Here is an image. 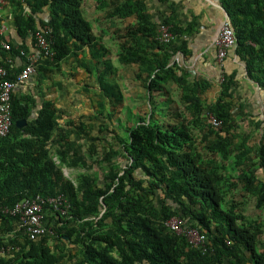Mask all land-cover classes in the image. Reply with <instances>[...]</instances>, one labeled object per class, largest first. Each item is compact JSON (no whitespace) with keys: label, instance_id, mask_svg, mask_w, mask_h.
Listing matches in <instances>:
<instances>
[{"label":"trees","instance_id":"1","mask_svg":"<svg viewBox=\"0 0 264 264\" xmlns=\"http://www.w3.org/2000/svg\"><path fill=\"white\" fill-rule=\"evenodd\" d=\"M219 1L234 29L232 52L264 93V0ZM82 3L8 0L6 5L16 42L0 34L4 79L21 71L20 50L31 48L40 28L51 29L54 55L36 66V92L17 88L11 94V126L0 137V264H264L263 224L243 214L246 201L231 196L240 190L264 211V134L251 143L255 131H239L235 112H245V104L235 96L238 70L220 72L219 93L207 102L211 84L191 79L189 69L172 63L176 50L189 54L185 40L175 50L172 46L180 36L193 34L195 21L185 27L172 16L157 22L145 0H96L101 19L122 21L112 33L115 60L135 68L143 88L146 112L133 121L126 109L122 122L115 117L123 94L112 81L113 59L83 16ZM4 20L0 14V28ZM160 22L174 35L168 43L157 38ZM2 41L11 48L4 49ZM62 64L97 81V113L87 122L84 114H66L39 90ZM104 114L111 124H99L94 133L90 120ZM211 116L220 121L218 127ZM19 120L25 124L16 126ZM105 132L116 143L99 135ZM119 156L124 166L114 159ZM62 166L83 171L74 182ZM94 166L99 172L90 171ZM58 194L69 209L51 226V235L31 240L20 234L17 217L2 212L25 198ZM173 216L205 235V251L166 225ZM66 242L76 250L67 252Z\"/></svg>","mask_w":264,"mask_h":264},{"label":"rangeland","instance_id":"2","mask_svg":"<svg viewBox=\"0 0 264 264\" xmlns=\"http://www.w3.org/2000/svg\"><path fill=\"white\" fill-rule=\"evenodd\" d=\"M89 1V0H87ZM85 15L87 17L92 16V9L85 6L84 8ZM10 15H8L9 17ZM6 21L9 19L5 16ZM101 19V18H100ZM110 22H108V19H101L99 23L101 24L100 29L96 28L97 24H95V28L98 30V34L103 38V45L109 50V54H111L112 57L117 51V44L113 40V38H110V34L113 33V30L115 27L120 26V24L115 23L111 20V24L108 25ZM5 24V23H4ZM115 65L114 75L112 77V81H116L123 94V101L119 104L117 107V111L115 117H120V120L123 122L127 119V110L128 109L133 117V121L136 120L138 115L146 112L145 107L142 106L140 98L143 95V88L141 87V84L139 81L135 80L134 73L135 68H132L131 66H123L119 64L115 58L113 60ZM38 87V79L37 74L34 76V78L31 80L30 83L26 85L24 88L25 91H34L36 92ZM89 87V88H88ZM36 89V90H35ZM85 89H88L89 92H86ZM40 91H48V93L54 92V95L58 98V107L65 110L66 114H84V121H89L88 116H92L94 113H97V105L96 100L99 98L98 93V85L97 81L94 78V76H91L88 72H86L83 69L80 70H73L71 67H69L66 64H62L59 71H55V73L52 74L51 79L45 81L43 85H40ZM97 92V93H96ZM173 93L176 97L179 95L178 89L174 88ZM261 101H264L260 99ZM205 101H207L205 99ZM208 102V101H207ZM239 102V101H238ZM245 103V109L242 111L237 110L235 112V115L237 117V120H239V131L240 133H248L250 131H255L251 138V143H257L260 139L259 137L264 133V105L262 102L258 103L262 107H258L257 109H254L253 107H249L248 102ZM111 103L110 100L106 99V110H111ZM260 109V110H259ZM238 113V114H237ZM251 117V118H250ZM252 120L253 123H248V120ZM91 123L94 125V133L97 132L99 124L103 125H110L111 122L108 120V118L104 115H99L97 119L90 120ZM260 126L258 130H255V123L260 122ZM238 130V129H237ZM101 137L105 136L108 141L112 143H116L114 139H112V135L109 132H105L104 134H99ZM107 141H102V143L105 145ZM102 152V146L99 148ZM116 161L121 164V166L125 165L126 160L122 157H116L114 158ZM56 163L58 161L56 160ZM62 171L66 177L70 178L74 182L76 181V178L78 176V173L82 172V168L78 169H67L66 167L62 166ZM90 171H97L99 172L98 168L94 166ZM256 174L260 177L262 175V171L260 168L256 167L255 170ZM100 175V174H99ZM101 175L99 176V183L102 182L100 179ZM233 199L235 201H246L244 202V210L243 214L246 217L257 219L263 224V231H264V211L256 209L254 207V200L246 196L243 192L240 190H236L232 193ZM261 241L264 242V233L261 236ZM65 250L74 252L76 250V247L71 245L69 242H66V248Z\"/></svg>","mask_w":264,"mask_h":264},{"label":"built area","instance_id":"3","mask_svg":"<svg viewBox=\"0 0 264 264\" xmlns=\"http://www.w3.org/2000/svg\"><path fill=\"white\" fill-rule=\"evenodd\" d=\"M7 3L8 0H0V14H3ZM6 31L7 28L3 23L0 34L4 35ZM157 31V38L161 42L168 43L174 38L169 25L160 22ZM52 43L51 29L49 27L40 28L34 34V43L31 48L27 51L20 50L19 55L23 57L24 63L21 71L14 79H4L7 72L0 67V137L5 136L11 126V94L17 88L25 86L35 76L36 66L40 59L53 57ZM213 44L216 49V64L221 72L229 50L236 45L234 29L228 15L220 23ZM1 45L6 50L11 48V45L6 41H2ZM210 122L215 127L220 124V121L213 116L210 117ZM68 209L69 203L62 194L46 197L35 195L21 200L13 207L4 208L2 212L17 217L20 234L33 240L40 236L51 235L53 233L51 226L55 225L59 216L67 215ZM52 215L55 217L54 219L51 218ZM166 225L173 232L183 235L191 245L199 250H206L205 235L182 218L173 216L166 221ZM3 251L4 249L1 248L0 252L3 253Z\"/></svg>","mask_w":264,"mask_h":264},{"label":"crops","instance_id":"4","mask_svg":"<svg viewBox=\"0 0 264 264\" xmlns=\"http://www.w3.org/2000/svg\"><path fill=\"white\" fill-rule=\"evenodd\" d=\"M147 7L151 13L152 18L159 22L166 17H174L180 25L183 27L194 22L193 34L182 35L178 39L174 40L172 49L175 50L182 40L187 41V49L189 54L185 55L180 51H175L172 63L175 61L179 65L185 66L191 71V79L202 77L206 79L210 84L211 88L205 93L204 98L207 101L214 100L219 93L220 83V70L216 64V49L213 44L214 36L217 33L218 27L222 20L227 16L226 11L222 7L219 0H145ZM85 6L92 9V16L87 17L85 15ZM83 16L89 20L93 26V32L99 36L98 28L100 29L101 24H97L96 18H102L103 13L97 10L96 0H83L82 3ZM3 14L9 19L4 20L7 31L4 32L6 39L16 42L13 26L11 23V16L9 6H5ZM111 20L117 24L122 25V21L117 19H108L111 24ZM131 20V19H129ZM95 24H97L95 28ZM101 30V29H100ZM112 39V34H110ZM103 41V38L101 37ZM103 43V42H102ZM233 49H230L227 57L224 61V67L227 72H231L234 69L238 70L237 80L238 87L235 91L237 101L248 102L249 107L257 109L262 107L258 103L264 102V93L259 88L258 84L250 80L244 71L243 64L237 60V57L233 54ZM108 56L114 60L111 54ZM77 70H80L79 68ZM34 78V77H33ZM32 78V79H33ZM31 79V80H32ZM31 80L28 82L30 83ZM26 83V85L28 84ZM19 87L21 91H25L26 87ZM45 97L54 99L57 106L58 98L54 95V92H45ZM177 99L178 97L175 96ZM245 104V103H244ZM264 105V103H263ZM260 110V109H259ZM238 114V113H237ZM251 118V117H250ZM264 134V133H263ZM66 167V166H63ZM67 169H74L66 167ZM63 170V169H62Z\"/></svg>","mask_w":264,"mask_h":264},{"label":"water","instance_id":"5","mask_svg":"<svg viewBox=\"0 0 264 264\" xmlns=\"http://www.w3.org/2000/svg\"><path fill=\"white\" fill-rule=\"evenodd\" d=\"M24 124H25L24 120H19L16 122V126H18V127L23 126Z\"/></svg>","mask_w":264,"mask_h":264}]
</instances>
